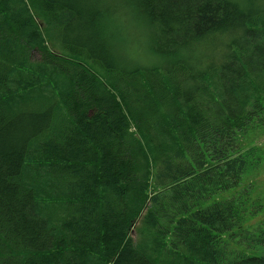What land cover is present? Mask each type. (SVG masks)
<instances>
[{
    "label": "trees",
    "instance_id": "1",
    "mask_svg": "<svg viewBox=\"0 0 264 264\" xmlns=\"http://www.w3.org/2000/svg\"><path fill=\"white\" fill-rule=\"evenodd\" d=\"M244 4L127 0L142 63L116 6L0 0V264H264L263 203L218 198L260 165L264 4Z\"/></svg>",
    "mask_w": 264,
    "mask_h": 264
},
{
    "label": "rangeland",
    "instance_id": "2",
    "mask_svg": "<svg viewBox=\"0 0 264 264\" xmlns=\"http://www.w3.org/2000/svg\"><path fill=\"white\" fill-rule=\"evenodd\" d=\"M92 1L100 6L107 5L109 7L116 6L118 8L113 18V22L116 24L114 25L113 29L115 31H119L123 36L121 42L124 43V47L122 48L123 50L120 49L123 56L127 55L129 57L137 59L139 62L142 63H149L154 60L152 52L149 51L152 42L151 30L142 22L135 20V17L133 16V11H131V8L126 5L127 0H101L102 2L106 3H101L100 0ZM239 1L245 3L244 5L264 4V0H250V3H246L247 0ZM36 19L37 22L41 23L39 18ZM76 23L79 24L78 21H76ZM45 26L46 24H43L42 28L44 30L47 43L48 45L53 47V39L48 37L45 31ZM59 53L68 54L63 50H60ZM32 56L34 59L40 58V55L37 52H33ZM242 144L246 151H249L255 155V160H258L259 157L260 165L257 168L248 169V171L243 176L241 185L238 188L229 192H222L219 194L218 198L229 197L246 189V191H248L247 203L249 208L253 209L257 204L262 203L264 207V122L262 124H258L252 130H250L242 138ZM263 220L264 208L261 209L255 216H249V218H247L246 222L244 223L245 230L255 232L257 227ZM140 221H138V223ZM235 231L238 233V229H235ZM131 234L134 236L133 233ZM247 253L255 255H264V245L257 246L254 249H248Z\"/></svg>",
    "mask_w": 264,
    "mask_h": 264
},
{
    "label": "bare ground",
    "instance_id": "3",
    "mask_svg": "<svg viewBox=\"0 0 264 264\" xmlns=\"http://www.w3.org/2000/svg\"><path fill=\"white\" fill-rule=\"evenodd\" d=\"M159 263V262H158Z\"/></svg>",
    "mask_w": 264,
    "mask_h": 264
}]
</instances>
